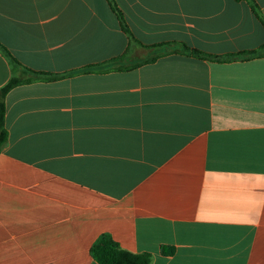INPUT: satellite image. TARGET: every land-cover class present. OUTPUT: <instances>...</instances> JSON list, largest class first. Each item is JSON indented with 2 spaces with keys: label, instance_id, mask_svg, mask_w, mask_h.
Listing matches in <instances>:
<instances>
[{
  "label": "crops",
  "instance_id": "0c3cea01",
  "mask_svg": "<svg viewBox=\"0 0 264 264\" xmlns=\"http://www.w3.org/2000/svg\"><path fill=\"white\" fill-rule=\"evenodd\" d=\"M116 2L146 46L221 56L264 45L246 2ZM0 44L49 74L129 49L106 0H0ZM11 73L0 52V89ZM5 102L0 264H98L102 234L153 264H264V58L172 54L21 85Z\"/></svg>",
  "mask_w": 264,
  "mask_h": 264
},
{
  "label": "trees",
  "instance_id": "16d2710c",
  "mask_svg": "<svg viewBox=\"0 0 264 264\" xmlns=\"http://www.w3.org/2000/svg\"><path fill=\"white\" fill-rule=\"evenodd\" d=\"M236 2H246L250 6L253 14L264 28V15L255 2V0H235ZM111 11L116 16L121 30L129 39V49L127 52L115 59L104 64L86 67L65 74H49L44 72L33 71L21 64L2 44H0L1 54L8 60L11 65V78L0 89V152L5 148L8 141V130L6 128V97L13 89L21 85L31 84L34 82H49L72 77L77 73H95V72H129L142 66L152 64L158 59L172 54H180L192 57L198 60L216 62V63H233L247 62L255 59L264 58V45L252 51H243L226 55H212L191 48L184 43L170 42L157 45L146 46L136 39L132 33L126 18L117 4L116 0H106ZM137 48L140 51H137ZM173 251L168 248L163 249L165 255H170ZM91 255L98 264H153V256L149 253H133L123 249L109 234H102L95 241L91 248Z\"/></svg>",
  "mask_w": 264,
  "mask_h": 264
}]
</instances>
